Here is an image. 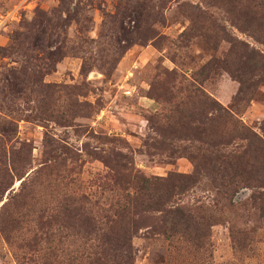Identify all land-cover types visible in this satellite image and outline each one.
<instances>
[{"label": "rangeland", "instance_id": "374dc122", "mask_svg": "<svg viewBox=\"0 0 264 264\" xmlns=\"http://www.w3.org/2000/svg\"><path fill=\"white\" fill-rule=\"evenodd\" d=\"M261 14L0 0V264H264Z\"/></svg>", "mask_w": 264, "mask_h": 264}, {"label": "trees", "instance_id": "16d2710c", "mask_svg": "<svg viewBox=\"0 0 264 264\" xmlns=\"http://www.w3.org/2000/svg\"><path fill=\"white\" fill-rule=\"evenodd\" d=\"M260 17L263 18V21H262L261 23H257V24L255 25V27H254V28H251V29H252V33H253V35H254L255 40L264 43V14H261ZM261 26H262V28H261ZM257 35H258V36H257ZM260 64H261V63H256L255 61L253 62V65H254V67H256V68L259 67ZM262 65H263V64H262ZM221 107H222V106H221ZM222 110H223V114H222V116H223L225 119L228 120V118H229V116H230V113L228 112L229 109L223 107ZM243 128L247 129V131L249 130V129L246 128V126H244V125H243ZM242 135H243V136H242ZM241 136H242V137H240V136L238 135V137H239L240 139H245V140L247 141V142L245 143V145H246L245 148L248 149V151H249V150H250V151L253 150V153H254L253 157L255 158L256 161L259 160L258 157H259V158H264V141H262V140L260 139V137H259L258 135H256V133H254V132H251V133H250V130H249V133H241ZM227 143H228V142H227ZM231 146H232V145H231ZM240 157H241L240 155H236V154L233 152V154H232V160H233V159L240 160ZM203 158L206 159L207 163L214 165L213 162H212V160H213L212 157L207 156V157H203ZM226 158H227V161L230 160V162L228 161L229 163L233 162V161H231V158H228V155H226ZM220 162H221V161H220ZM233 164H235V163H233ZM228 166H232V164H228ZM228 166L226 167V169L229 168ZM236 176H238V173L236 174Z\"/></svg>", "mask_w": 264, "mask_h": 264}]
</instances>
